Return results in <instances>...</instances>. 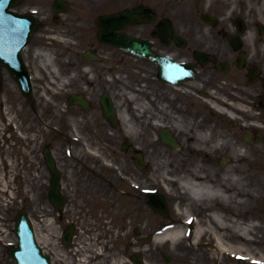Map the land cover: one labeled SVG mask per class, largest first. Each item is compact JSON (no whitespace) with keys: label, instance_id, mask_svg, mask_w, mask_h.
I'll use <instances>...</instances> for the list:
<instances>
[{"label":"flooded vegetation","instance_id":"1","mask_svg":"<svg viewBox=\"0 0 264 264\" xmlns=\"http://www.w3.org/2000/svg\"><path fill=\"white\" fill-rule=\"evenodd\" d=\"M241 1L244 7H238L235 12L230 7L216 5L206 12L195 6L190 7L189 12L184 11L188 8L180 6L163 8L166 11L174 8L175 16L172 18L182 44L172 42L165 46L156 40L158 48L173 54L179 61L195 64L199 69L196 79L184 82L180 92L172 85L155 80L151 86L145 79L130 83L129 90L138 94L150 87L158 88L160 97L157 98L156 115L162 124H196L198 115L194 94L200 85L204 91L211 90L226 96L229 102L251 100L255 101L258 109H264V0H250V7ZM204 13H210V23L203 20ZM239 17L246 20L242 31L239 23L235 22ZM146 34L154 32L147 29ZM233 37H239L238 49L234 47ZM94 47V51H98ZM199 53L208 55L205 65L199 63ZM102 57L104 55L100 54L98 61L88 62L79 55L82 64L77 66V70L91 64L88 66L90 73L87 76L83 73L80 77L81 90L76 91L73 84L72 88H66L65 98L61 96L60 102L55 97V101L41 106L48 111L50 122L60 133L66 135L72 126L77 125L76 133L81 139V142L70 141V157L62 144L55 146L54 154L66 197L57 219L61 222L62 232H74L72 243L84 248L100 230L102 219L107 217L112 226L109 233L115 236L117 245L123 243L124 247L123 251L117 248L114 252L132 256L137 250L143 257L142 249L148 246L149 240V194L142 192V188L149 187L151 180L148 145L141 140L136 147L131 141L120 156L112 150L115 143L104 131L110 124L103 114L101 94L107 88L117 89L118 83L110 87L106 85ZM241 57L244 61L240 59L237 63ZM222 64L224 70L228 68L227 71H221ZM67 73L75 74L72 70ZM91 76L92 79L89 78ZM72 92H82L86 96L87 109L71 104ZM58 107L61 111H57ZM177 137L180 141L183 136L177 132ZM180 144L182 146L181 141ZM139 154L146 159L145 167L138 165ZM133 183H137L140 189L135 190Z\"/></svg>","mask_w":264,"mask_h":264},{"label":"rangeland","instance_id":"2","mask_svg":"<svg viewBox=\"0 0 264 264\" xmlns=\"http://www.w3.org/2000/svg\"><path fill=\"white\" fill-rule=\"evenodd\" d=\"M99 4V10L98 12H105V11H113L117 10L118 8H122L126 5H133L136 2H140L143 0H110L107 2V0H96ZM146 1V0H144ZM155 2L154 4H158V0H152ZM74 6L76 7L75 11H79L77 8L87 6V0H73ZM147 2V1H146ZM41 4V0H25V2L19 6L20 8L25 7H38ZM40 7V6H39ZM97 13L95 14V18H97ZM53 54H56V51L54 49ZM60 52V51H58ZM41 54H36L35 50H33V56L29 58V60L35 61V65L37 66L39 64V58ZM39 56V57H37ZM60 56V55H58ZM39 67V66H38ZM2 90H0V103L3 105H6V112H9L7 116L9 118H13V122L20 124L21 119H25L27 115H31L28 109L27 104L24 101L23 95L19 90V87L17 85V82L15 79L10 76L9 73H6L4 77V83L1 86ZM16 106L22 107L21 110H18L19 113H22V116L17 118L16 113L14 112L13 108ZM5 112L4 110H0V139L2 138V131L4 127H7V120L5 119ZM2 120H6L5 124H2ZM26 120V119H25ZM29 126L30 123H25L23 126H21V131L24 136L31 135L29 132ZM226 128V127H225ZM233 131H230L232 133ZM124 136V134L122 133ZM121 139V138H119ZM248 148V151L250 150L249 146H246ZM263 148V147H262ZM12 148H6L5 154L9 155L12 153ZM22 153L28 154L27 151H24ZM262 154H255V158L257 159ZM26 156V155H24ZM28 158L24 159L23 161L21 158H19L18 162L20 164V172H18L16 175L13 173L11 174H4L1 171V160L3 159L0 156V213L2 216H10L16 213V211L23 206V208H27L28 210L31 207V210L33 208V205L36 204V199L39 194L42 193L44 188H41V184H38V182H35V177L40 179V176L37 175V173H33L32 170H30V167L27 165V161L30 162V156L27 155ZM183 157H186L187 159H191V155L185 153L182 155V157H176L171 158V167H167L168 170H174L179 169L183 170L185 165L182 164ZM189 157V158H188ZM251 158H254L251 156ZM262 167L264 169V159L261 160ZM211 165V164H210ZM215 168L218 170L225 169L226 167L220 166L218 162L215 163ZM20 177V182L17 181V178L15 182L13 183L14 176ZM246 179L244 181L245 186L243 187L244 190L247 189H256V195L257 197L255 199L251 200V208L253 211V214L255 213L256 216H254L255 219H258L259 222L264 226V174L258 173V170L256 169H250L246 171ZM38 181V180H37ZM40 181V180H39ZM42 181V180H41ZM43 183V182H42ZM176 189L175 186H173V189ZM175 191V190H174ZM187 201V200H185ZM186 205H190L189 212L192 214H195L197 218H199L201 221H205L208 219V212L200 208L197 204L191 203L190 201L185 202ZM254 207V208H253ZM184 209V208H183ZM185 210V209H184ZM187 210V209H186ZM186 213V212H185ZM243 217H245L246 220L250 219L249 214H246ZM178 218V215H176ZM256 234L257 241H254L253 244H250L249 251H252L255 255L264 257V227L262 229H258ZM227 234H230L227 233ZM10 238H14L13 234H10ZM188 239L183 241V243L180 246H172L169 244L165 245V252L173 254V259L170 264H216L221 262V264H236L231 259H229L226 254H223L219 262L216 258V253L212 252L211 249L207 247V245L201 246V247H193L189 245L187 242ZM232 243L239 244L238 239H231ZM212 243V239L209 235L207 237H204L201 243ZM242 243V242H241ZM239 249V248H238ZM152 250V249H151ZM248 250V249H247ZM1 258H4L3 264H15V262L10 258V256L7 253H4L2 255L0 253ZM154 259H161L160 254H158V257L154 254L151 256ZM1 264V263H0ZM161 264H163L161 259ZM248 264V263H244Z\"/></svg>","mask_w":264,"mask_h":264},{"label":"bare ground","instance_id":"3","mask_svg":"<svg viewBox=\"0 0 264 264\" xmlns=\"http://www.w3.org/2000/svg\"><path fill=\"white\" fill-rule=\"evenodd\" d=\"M43 55H48L44 52H39ZM48 62L50 58H46ZM126 121V117H124ZM197 145L206 142V146L196 148V152L203 153L204 161L199 157L193 160L190 170L184 175L172 172L176 176L177 182L181 187L186 186L190 195L188 196L193 202L209 205L213 200H218L221 208L212 207L209 218L205 221H199L197 229L195 230L194 241L202 240L206 235L214 239V252L217 254L223 252H234L235 249L247 247L254 242L250 235L251 229H257L256 225L244 226L243 213L250 210V197L255 194L256 189L244 190V181L246 179L245 168L242 161L248 160L247 150L241 143L232 141L230 136H225L218 128L213 131L199 130L196 132ZM213 143V144H211ZM217 147L224 149L230 148L231 158L233 164L229 165L226 171L219 173L213 166L208 165L207 160L212 153L218 151ZM244 168V169H243ZM166 172V170H164ZM176 181V180H175ZM246 197V198H244ZM216 198V199H215ZM226 211V212H224ZM264 226L261 225L262 229ZM183 226L179 225L175 228L168 229L160 235L155 237L158 243H162L165 239H169L173 244L182 240L184 236ZM228 234L227 240L225 236ZM238 239L239 244L232 243L231 239ZM242 242V243H241ZM236 251V250H235ZM249 254L251 253L248 252Z\"/></svg>","mask_w":264,"mask_h":264},{"label":"water","instance_id":"4","mask_svg":"<svg viewBox=\"0 0 264 264\" xmlns=\"http://www.w3.org/2000/svg\"><path fill=\"white\" fill-rule=\"evenodd\" d=\"M128 12L119 14L118 16H114L113 18L108 19L106 21L107 27H104V28H106L108 30V33H109V31L111 29V26H112V32L111 33H112V35L114 37V40H113L114 42L116 41V43L121 44V45L125 46L128 49H132V50L134 49L139 54H144V53L151 54V51H150V49L148 48L147 45L141 44V42L137 41L136 39H131V38H128L127 36H124L122 34L115 33L113 27L119 28L120 25H121V21H124V20L132 21L131 19H134L128 14ZM116 18H117L118 21H120V23H118V24L114 23L113 24V20L116 19ZM28 28H29V25L27 24L26 28H25L26 29V34L25 35L28 34V31H29ZM16 53L20 57V52L18 50L16 51ZM3 63H5L7 65L9 62H7L6 60H3Z\"/></svg>","mask_w":264,"mask_h":264}]
</instances>
